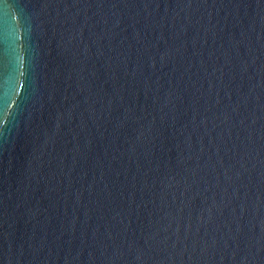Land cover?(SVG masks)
Returning a JSON list of instances; mask_svg holds the SVG:
<instances>
[{"label":"water","instance_id":"1","mask_svg":"<svg viewBox=\"0 0 264 264\" xmlns=\"http://www.w3.org/2000/svg\"><path fill=\"white\" fill-rule=\"evenodd\" d=\"M0 264H264V0H0Z\"/></svg>","mask_w":264,"mask_h":264}]
</instances>
